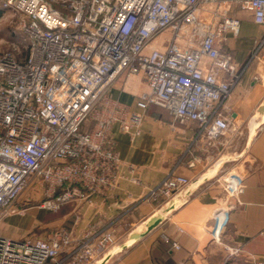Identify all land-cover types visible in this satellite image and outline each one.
<instances>
[{
  "label": "built area",
  "instance_id": "1",
  "mask_svg": "<svg viewBox=\"0 0 264 264\" xmlns=\"http://www.w3.org/2000/svg\"><path fill=\"white\" fill-rule=\"evenodd\" d=\"M220 1L251 11L264 25V0H4L3 7L22 18L26 47L16 55L0 50V220L27 189L43 198L39 208L55 211L114 188L120 158L111 127L117 123L134 137L151 105L196 124L187 154L200 141L204 149L219 145L230 129L225 102L237 71L217 38L237 35L239 20L223 16L214 29L205 28L197 46L181 42L197 5ZM166 31L164 45H151ZM123 74L138 75L147 86L135 101L137 112L109 95ZM195 184L170 172L140 200L165 202ZM224 189L236 197L243 184L226 177ZM212 240L223 245L226 258L243 253L218 234ZM116 246L112 225L78 238L62 227L46 237L0 236V264H97Z\"/></svg>",
  "mask_w": 264,
  "mask_h": 264
},
{
  "label": "crops",
  "instance_id": "2",
  "mask_svg": "<svg viewBox=\"0 0 264 264\" xmlns=\"http://www.w3.org/2000/svg\"><path fill=\"white\" fill-rule=\"evenodd\" d=\"M227 15L239 20V32H223L217 47L233 56L237 78L225 102L230 129L219 145L204 149L200 141L192 155L187 154L196 124L177 122L166 109L151 105L142 113L140 132L134 137L117 123L111 127L120 158L114 188L55 211L39 208L41 200L31 203L36 192L27 189L11 213L0 220V236L46 237L62 227L78 238L87 230L112 225L117 246L103 264H252L248 253L264 260V25L253 20L251 11L230 9L226 1L201 2L193 10V23L181 44L197 46L205 28L214 29ZM169 35L164 32L151 45H164ZM146 89L138 75L119 76L109 95L137 112L135 101ZM192 159L194 165L189 166ZM129 166L135 171L130 172ZM170 172L197 184L165 202L140 200ZM226 177L243 184L236 197L227 196ZM159 214H163L162 221L132 242L131 236L144 231L150 218ZM213 234L223 244L241 247L243 253L226 258L225 248L212 240Z\"/></svg>",
  "mask_w": 264,
  "mask_h": 264
},
{
  "label": "rangeland",
  "instance_id": "3",
  "mask_svg": "<svg viewBox=\"0 0 264 264\" xmlns=\"http://www.w3.org/2000/svg\"><path fill=\"white\" fill-rule=\"evenodd\" d=\"M0 8L3 10V14L0 17V50L13 51L15 52V55L20 52L24 53L26 47V34L22 26V18L20 14L3 7L2 0H0ZM121 77L126 78L127 76L123 74ZM40 197V194L32 193L30 202L36 203V201L41 200ZM17 202L18 200L16 203ZM0 232L3 233L2 230H0Z\"/></svg>",
  "mask_w": 264,
  "mask_h": 264
},
{
  "label": "water",
  "instance_id": "4",
  "mask_svg": "<svg viewBox=\"0 0 264 264\" xmlns=\"http://www.w3.org/2000/svg\"><path fill=\"white\" fill-rule=\"evenodd\" d=\"M174 205V204H173ZM173 205H171L169 208H167L166 210H170L173 208ZM163 219V214H159L157 216H153L152 218H150V220L147 222L146 224V228L144 231L133 234L131 236V241L132 242H136L137 240L141 239L143 236H145L150 230H152L160 221H162ZM125 248V246L123 247ZM108 258V257H107ZM107 258L105 260H107ZM104 261H102L100 264H103Z\"/></svg>",
  "mask_w": 264,
  "mask_h": 264
},
{
  "label": "trees",
  "instance_id": "5",
  "mask_svg": "<svg viewBox=\"0 0 264 264\" xmlns=\"http://www.w3.org/2000/svg\"><path fill=\"white\" fill-rule=\"evenodd\" d=\"M0 14H1V10H0Z\"/></svg>",
  "mask_w": 264,
  "mask_h": 264
}]
</instances>
